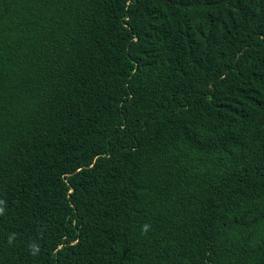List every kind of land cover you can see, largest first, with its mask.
Returning a JSON list of instances; mask_svg holds the SVG:
<instances>
[{"label": "trees", "instance_id": "trees-1", "mask_svg": "<svg viewBox=\"0 0 264 264\" xmlns=\"http://www.w3.org/2000/svg\"><path fill=\"white\" fill-rule=\"evenodd\" d=\"M0 264H264V0H0Z\"/></svg>", "mask_w": 264, "mask_h": 264}, {"label": "clouds", "instance_id": "clouds-1", "mask_svg": "<svg viewBox=\"0 0 264 264\" xmlns=\"http://www.w3.org/2000/svg\"><path fill=\"white\" fill-rule=\"evenodd\" d=\"M143 227H144V231L146 232L148 230L149 226L148 225H144Z\"/></svg>", "mask_w": 264, "mask_h": 264}]
</instances>
